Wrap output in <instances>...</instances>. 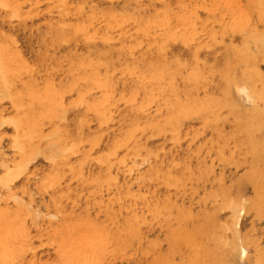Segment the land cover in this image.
Masks as SVG:
<instances>
[{
	"label": "rangeland",
	"instance_id": "obj_1",
	"mask_svg": "<svg viewBox=\"0 0 264 264\" xmlns=\"http://www.w3.org/2000/svg\"><path fill=\"white\" fill-rule=\"evenodd\" d=\"M0 264H264V0H0Z\"/></svg>",
	"mask_w": 264,
	"mask_h": 264
},
{
	"label": "bare ground",
	"instance_id": "obj_2",
	"mask_svg": "<svg viewBox=\"0 0 264 264\" xmlns=\"http://www.w3.org/2000/svg\"><path fill=\"white\" fill-rule=\"evenodd\" d=\"M233 201H234V200H233ZM232 203H233V202H232ZM231 205H233V204H231ZM231 205H230V206H231Z\"/></svg>",
	"mask_w": 264,
	"mask_h": 264
}]
</instances>
